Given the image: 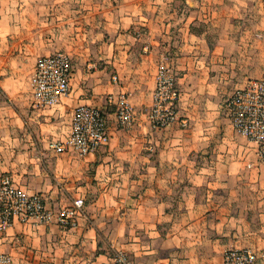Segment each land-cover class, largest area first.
Returning a JSON list of instances; mask_svg holds the SVG:
<instances>
[{
  "label": "crops",
  "instance_id": "obj_1",
  "mask_svg": "<svg viewBox=\"0 0 264 264\" xmlns=\"http://www.w3.org/2000/svg\"><path fill=\"white\" fill-rule=\"evenodd\" d=\"M58 51L73 60L70 93L35 106L37 61ZM161 62L177 74L179 119L156 128ZM263 75L264 0H0V177L53 214L15 217L0 253L14 264H110L118 250L136 264H222L229 247L264 252V161L225 105ZM122 98L131 127L116 116ZM82 104L104 110L109 141L58 153ZM77 198L66 228L57 214Z\"/></svg>",
  "mask_w": 264,
  "mask_h": 264
},
{
  "label": "built area",
  "instance_id": "obj_2",
  "mask_svg": "<svg viewBox=\"0 0 264 264\" xmlns=\"http://www.w3.org/2000/svg\"><path fill=\"white\" fill-rule=\"evenodd\" d=\"M73 75L72 57L58 51L38 59L31 78V90L35 106L49 107L67 96ZM117 80L116 77H114ZM180 89L177 74L171 65H158L154 103L148 119L156 128L167 127L179 119L178 101ZM234 129L258 143L260 158L264 161V75L251 79L244 87L237 88L225 102ZM118 122L131 127L135 112L124 98L116 108ZM105 112L102 108L82 104L75 108L71 120V132L54 143L58 153H75L81 156L97 151L109 141ZM84 207V199L77 198L72 206L61 209L57 219L66 228L77 225L78 215ZM15 217L27 221L39 218L50 221L52 212L39 193L30 194L17 186L13 178L5 174L0 177V230L6 229ZM264 260V252L252 247H229L224 252L222 264H257ZM0 264H14L12 257L0 253ZM110 264H136L125 251L118 250Z\"/></svg>",
  "mask_w": 264,
  "mask_h": 264
}]
</instances>
